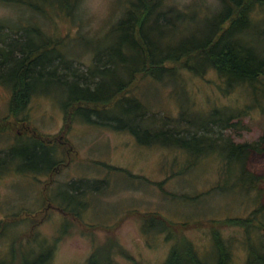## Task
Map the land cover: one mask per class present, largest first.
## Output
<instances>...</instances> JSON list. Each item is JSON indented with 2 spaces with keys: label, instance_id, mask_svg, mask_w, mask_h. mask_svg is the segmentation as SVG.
<instances>
[{
  "label": "rangeland",
  "instance_id": "rangeland-1",
  "mask_svg": "<svg viewBox=\"0 0 264 264\" xmlns=\"http://www.w3.org/2000/svg\"><path fill=\"white\" fill-rule=\"evenodd\" d=\"M250 1L253 4L247 15L258 30L264 27V7L258 0ZM163 3L192 17L168 32L175 39L204 27L205 17L221 8L220 0ZM125 8V0H78L68 15L55 9L39 13L0 3V25L8 33V41L19 37L20 32H14L18 26L38 27L70 63V69H62L58 60L52 61L58 65L57 75L75 69L88 76L93 52L119 38L111 26ZM229 8L235 10L234 5ZM244 34V40L255 42L264 55V34L251 29ZM30 39L40 41L37 36ZM15 49L13 55H17ZM164 66L175 67L171 77L156 80L139 74L123 93L140 101L146 111L143 125L149 131L195 134L189 147L195 156L198 149L213 147L201 135L252 142L264 134V95H253L244 83L220 92L224 86L211 68L196 73L180 64L165 62ZM260 80L264 82V76ZM31 85L27 105L13 116L8 110L10 87L0 82V261L20 264V255L29 258L39 251L50 253L46 264H86L93 254L103 263L159 264L183 240L198 259L210 264L218 243L228 252L230 264L245 262L249 246L256 244V235H264V227L253 228L256 224L251 220L247 234L245 227L227 224V218H248L254 205L251 195L222 187L215 152L193 157L164 144L165 140L153 143L147 134L136 138L126 130L86 122L79 111L64 117L59 103L66 101L68 87L69 94L78 95L76 87L47 75ZM212 108L238 116L227 125L218 120L205 122ZM36 140L55 147L65 140L68 145L64 151L57 147L55 155L40 156L48 160L46 165L59 161L50 174L32 171L33 161H25L36 157L32 151ZM9 149L14 155L26 156L12 159ZM247 165L260 175L264 196V151L251 153Z\"/></svg>",
  "mask_w": 264,
  "mask_h": 264
},
{
  "label": "trees",
  "instance_id": "trees-1",
  "mask_svg": "<svg viewBox=\"0 0 264 264\" xmlns=\"http://www.w3.org/2000/svg\"><path fill=\"white\" fill-rule=\"evenodd\" d=\"M220 1V10L205 17L204 27L189 31L187 35L175 39L173 38L174 33L167 34L178 29L182 21L192 20L191 16H187L188 12L172 4H164L163 0H125L126 8L122 17L111 26L113 32L118 33L119 38L106 49L93 52L88 76L76 73L75 69L57 75L58 65H53L52 61L58 60L62 69H70V63L60 51L55 49L56 45L51 41V37L42 33L38 27L18 26L14 32H20L19 37L8 41V33L2 31L4 26L0 25V82L10 87L9 112L14 116L25 108L32 92L31 84L35 79L41 80L45 75L51 78L56 77L60 84L71 83L72 88L76 87L79 91L78 95L69 94L68 87L66 101L59 103L64 117H70L72 113L79 111L86 122L108 126L115 130H126L136 138L140 133L147 134L151 137L150 140H154L151 141L153 143H161V140H165L164 144L170 143L189 153L191 150L189 147L196 139L195 134L184 136L170 129L149 131L151 129L143 125L146 111L141 108L140 101L123 93L139 74H145L156 80L166 76L171 77L175 72V67H165L164 63L168 62L180 64L196 73L208 68L213 69L222 81L220 85L224 86L220 92L228 90L234 84L244 83L253 95H264V82L260 80L264 76V55L256 49L255 42L244 40V33L250 29L255 33L264 34V27L257 30L256 24L249 20L247 15L253 2L250 0L245 2L243 0ZM257 2L258 5L264 7L263 0ZM0 3L22 5L39 13H44L46 8L55 9L69 15L78 4V0H0ZM230 4L235 6L234 11L230 10ZM33 36L40 37V41L30 42V37ZM14 48H16L17 55L12 54ZM70 76L73 79H65ZM47 80L50 81V79ZM79 81H82V85ZM215 108L207 113L205 122L218 120L223 125H227L229 119L238 116V114L226 112L220 108L216 112ZM122 117L127 121L124 122ZM201 138L209 140L213 147L198 149L197 152H200L198 155L189 153L190 156L199 157L200 154L215 152L220 160L219 173L222 187L228 186L230 189L234 187L236 191L251 195V202L254 205L251 215L246 219L227 218L225 219L228 220L227 224L245 227L247 234L250 232V228L247 229V223L251 220L256 224L252 226L253 228H263L264 196L260 188L261 177L249 170L247 163L251 153L264 151V134L252 142H234L228 137L212 140L203 135ZM57 147L64 151L68 145L65 144V140L57 143L56 147L36 140L32 144L33 155L36 157L31 159L27 157L25 161H33L35 168L32 171L50 174L59 161L53 160L52 163L46 165L48 160L46 158L43 160L40 156L43 153L42 156L55 155ZM8 153L12 159V156L22 158L26 156L21 153L14 155L10 149ZM228 180L229 183L224 186ZM261 238L256 235V244L249 246L243 264H264V235ZM217 247L213 264H230L225 248L219 243ZM36 252L39 253V251ZM37 253L34 256L30 255V259L28 256L20 255V264H46L50 253ZM96 257L93 254L86 264H111L103 263L101 258ZM0 262V264H10L5 260ZM131 264L138 263L132 261ZM159 264L210 263L198 259L189 243L181 240L168 251Z\"/></svg>",
  "mask_w": 264,
  "mask_h": 264
}]
</instances>
